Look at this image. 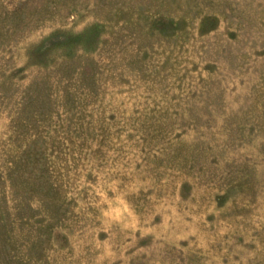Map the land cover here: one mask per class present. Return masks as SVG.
<instances>
[{"label": "rangeland", "instance_id": "rangeland-1", "mask_svg": "<svg viewBox=\"0 0 264 264\" xmlns=\"http://www.w3.org/2000/svg\"><path fill=\"white\" fill-rule=\"evenodd\" d=\"M0 264H264V0H0Z\"/></svg>", "mask_w": 264, "mask_h": 264}]
</instances>
